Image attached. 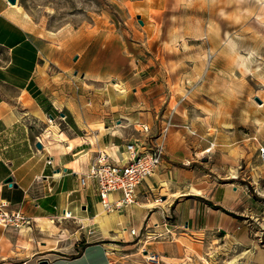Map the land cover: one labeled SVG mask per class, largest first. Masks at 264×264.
Returning a JSON list of instances; mask_svg holds the SVG:
<instances>
[{
  "label": "rangeland",
  "instance_id": "obj_1",
  "mask_svg": "<svg viewBox=\"0 0 264 264\" xmlns=\"http://www.w3.org/2000/svg\"><path fill=\"white\" fill-rule=\"evenodd\" d=\"M20 2L53 99L95 120L87 126L125 125V142L142 138L139 122L149 139L164 129L177 197L198 195L220 215L219 228L198 231L183 220L169 230L172 212L159 221L163 230L145 222L133 235L122 226L112 232L116 264H264V0ZM229 41L245 57L238 67Z\"/></svg>",
  "mask_w": 264,
  "mask_h": 264
},
{
  "label": "crops",
  "instance_id": "obj_2",
  "mask_svg": "<svg viewBox=\"0 0 264 264\" xmlns=\"http://www.w3.org/2000/svg\"><path fill=\"white\" fill-rule=\"evenodd\" d=\"M18 5L22 6L20 0H0V200L30 222L20 228L0 226V264H39L42 259L48 264H116L118 238L104 237L93 223L91 217L101 203L92 181L84 186L79 181L97 151L110 152L113 145L121 151L134 139L124 141L123 124L104 121L100 129L94 128L96 124L87 126L95 120H87L78 110L81 120L68 109L66 104L71 102L53 99L55 88H48L52 81L45 84L39 77L40 47L31 19H25ZM24 100L33 101L46 120L31 113ZM55 126L61 130L57 136L53 135ZM164 142L169 144V135ZM170 159L166 150L156 172L141 185L146 195L125 207L128 213L121 214L124 222L117 224L119 228L138 230L146 222L158 223L157 228L163 230L159 221L170 212L176 215V224H167L169 230L177 229L180 220L187 226L190 223L191 231L220 227L219 213L198 195L193 197L196 201L177 197V184L167 177L168 172L177 173ZM8 176L10 183L4 182ZM157 191L161 200L149 201ZM65 211L70 215L64 216ZM46 219L51 224H45Z\"/></svg>",
  "mask_w": 264,
  "mask_h": 264
},
{
  "label": "built area",
  "instance_id": "obj_3",
  "mask_svg": "<svg viewBox=\"0 0 264 264\" xmlns=\"http://www.w3.org/2000/svg\"><path fill=\"white\" fill-rule=\"evenodd\" d=\"M137 130L142 138L126 142L121 150L122 155L97 151L90 159L86 173L80 177L79 182L83 186L87 180L92 181L100 203L107 208L113 207L120 211L137 203L140 195H146L141 185L156 172L164 159V129H160L159 135L154 139L148 138L150 128L146 123L139 122ZM159 138L160 142L157 141ZM7 205V202L0 200V226L20 228L23 224H29V218L19 211L9 210ZM69 215V211L64 212V216ZM124 228L130 234H138L133 226Z\"/></svg>",
  "mask_w": 264,
  "mask_h": 264
},
{
  "label": "bare ground",
  "instance_id": "obj_4",
  "mask_svg": "<svg viewBox=\"0 0 264 264\" xmlns=\"http://www.w3.org/2000/svg\"><path fill=\"white\" fill-rule=\"evenodd\" d=\"M17 7H18V10L23 13L25 19H29V15L23 10V8L20 5H18ZM228 43H229V49H230L228 59L231 62L235 63L238 67L240 61L245 59V57L239 53V51L237 50V48L233 44L234 42L229 41ZM38 71H39V73L43 72L39 66H38ZM92 79L95 81H99L96 78H92ZM59 103H60V106H62L64 104L63 102H59ZM34 115H35V113H34ZM124 118H127V117H124ZM99 127L100 126L98 124H96L94 126V128H98V129L103 128V127H100V128ZM56 136H57V134H56ZM102 152L104 154L109 153V154L116 155V156H118L119 153H120V155H122L121 151L119 149H117L116 145L112 146V149L110 152H108L107 150H104V149L102 150ZM134 204H132V205H134ZM148 205L152 206L153 203H149ZM128 206H131V205H128ZM118 211L119 210H117L116 208H113V207L107 208V207L103 206L102 204H100L98 210L92 215L91 220L93 221V223L95 222L102 229V231L105 235L112 237V238H115L117 235H112V232H114V233L121 232L120 228L117 227V224L122 223V221H123V216ZM85 218H87V217H85ZM89 222H91V221H89ZM44 223L49 225V224H51V220L46 219L44 221ZM39 224L42 225V222H39ZM144 256L148 259H155L154 257H152L150 255L145 254Z\"/></svg>",
  "mask_w": 264,
  "mask_h": 264
},
{
  "label": "water",
  "instance_id": "obj_5",
  "mask_svg": "<svg viewBox=\"0 0 264 264\" xmlns=\"http://www.w3.org/2000/svg\"><path fill=\"white\" fill-rule=\"evenodd\" d=\"M11 3H16L17 2V0H9ZM63 112H60V115L61 116H63ZM50 118H53V115L51 114V113H49V115H48ZM36 146H38V147H40L41 146V144H40V142H38L37 144H36ZM12 181V178L10 177V176H8V177H6L5 178V180H4V182H8V183H10ZM14 184V183H13ZM14 186H15V184H14ZM39 264H48V262H47V260H45V259H42V260H40L39 261Z\"/></svg>",
  "mask_w": 264,
  "mask_h": 264
}]
</instances>
